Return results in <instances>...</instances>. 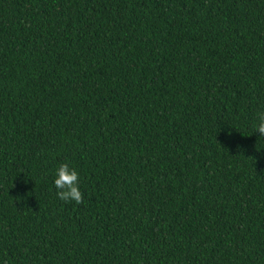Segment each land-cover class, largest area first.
<instances>
[{"label":"trees","instance_id":"1","mask_svg":"<svg viewBox=\"0 0 264 264\" xmlns=\"http://www.w3.org/2000/svg\"><path fill=\"white\" fill-rule=\"evenodd\" d=\"M260 112L264 0H0V264H264Z\"/></svg>","mask_w":264,"mask_h":264},{"label":"clouds","instance_id":"2","mask_svg":"<svg viewBox=\"0 0 264 264\" xmlns=\"http://www.w3.org/2000/svg\"><path fill=\"white\" fill-rule=\"evenodd\" d=\"M258 122L255 132L264 137V112L258 114ZM54 186L57 190V197L64 202L75 201L76 204L83 202V192L80 190V177L76 168L69 163L62 162L55 172Z\"/></svg>","mask_w":264,"mask_h":264}]
</instances>
